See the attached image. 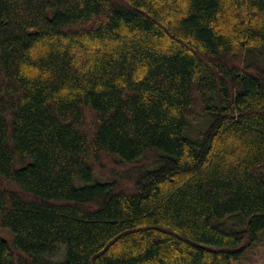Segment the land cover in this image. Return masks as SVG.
I'll list each match as a JSON object with an SVG mask.
<instances>
[{"label": "trees", "instance_id": "trees-1", "mask_svg": "<svg viewBox=\"0 0 264 264\" xmlns=\"http://www.w3.org/2000/svg\"><path fill=\"white\" fill-rule=\"evenodd\" d=\"M261 242L264 0H0V264Z\"/></svg>", "mask_w": 264, "mask_h": 264}, {"label": "rangeland", "instance_id": "rangeland-1", "mask_svg": "<svg viewBox=\"0 0 264 264\" xmlns=\"http://www.w3.org/2000/svg\"><path fill=\"white\" fill-rule=\"evenodd\" d=\"M241 264H264V242L259 243Z\"/></svg>", "mask_w": 264, "mask_h": 264}]
</instances>
